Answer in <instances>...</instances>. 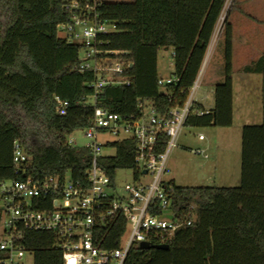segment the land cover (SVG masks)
I'll return each instance as SVG.
<instances>
[{
  "label": "trees",
  "instance_id": "obj_1",
  "mask_svg": "<svg viewBox=\"0 0 264 264\" xmlns=\"http://www.w3.org/2000/svg\"><path fill=\"white\" fill-rule=\"evenodd\" d=\"M227 0H98L102 19L116 31L104 36L108 48L131 52L129 85H110L97 93L98 104L121 114L140 113L139 99H149L164 113L182 104L202 67L207 48ZM65 0H0V181L21 180L13 164L14 141L30 158L31 174L42 178L70 172L82 178L90 166L85 147L67 144L76 129L92 123L95 74L81 70L82 49L59 34L70 20ZM232 24L223 25L224 80L215 86L210 113L188 115L186 126L233 124ZM172 48L178 81L160 88L158 52ZM262 60V58H261ZM248 70H261L262 61ZM67 99L66 114L56 112L57 99ZM196 108H203L197 103ZM264 113V108H263ZM116 153L102 159L113 176L117 168H134V142L112 143ZM172 207L195 205L191 225L180 227L168 248L134 246L125 264H264V118L242 128L241 176L236 186H178ZM126 231L119 218L108 226L105 247H117ZM23 246L35 264H63L55 235L25 231ZM0 250V264L4 258Z\"/></svg>",
  "mask_w": 264,
  "mask_h": 264
},
{
  "label": "built area",
  "instance_id": "obj_2",
  "mask_svg": "<svg viewBox=\"0 0 264 264\" xmlns=\"http://www.w3.org/2000/svg\"><path fill=\"white\" fill-rule=\"evenodd\" d=\"M97 1L67 0L70 20L58 27L61 36L81 45L79 68L95 74L91 84L95 94L84 102L94 106L92 123L79 128L84 130L88 142L79 145L70 138L79 129L67 138L68 145L88 149L90 166L82 178H75L70 172L36 178L31 174L30 158L22 143L14 141L13 164L16 173L24 177L0 181V222L5 217L0 237V250L5 256L1 264H35L34 253L22 244L25 231L54 233L63 264H125L134 246L141 242L167 243L177 229L193 223L195 205L182 211L172 207L174 188L165 180V174L188 115L192 111L197 115L211 112L195 107L199 79L190 87L184 102L168 113L157 110L149 99H139L138 114H121L98 104L97 93L105 87L131 83L128 70L133 59L128 50L106 46L104 36L115 32L116 25L100 17ZM177 81L173 73L157 79L162 89ZM56 99V112L66 114L69 100ZM198 137L203 139L204 135ZM126 139L134 142L135 167L128 169L133 170L135 181L120 188L117 173L127 168H117L111 176L102 159L116 153L114 141ZM195 152L204 153L202 149ZM121 217L126 220V231L119 246L105 247L108 226Z\"/></svg>",
  "mask_w": 264,
  "mask_h": 264
},
{
  "label": "rangeland",
  "instance_id": "obj_3",
  "mask_svg": "<svg viewBox=\"0 0 264 264\" xmlns=\"http://www.w3.org/2000/svg\"><path fill=\"white\" fill-rule=\"evenodd\" d=\"M67 1V0H65ZM112 1V0H111ZM113 1H133V0H113ZM234 0H227L225 7L221 13L219 18L218 27L214 34V39L218 38V36L223 37V25L226 21H229L228 11L230 10ZM209 49V48H208ZM215 52L213 61L211 62V69L209 70L205 67H201L197 78L199 79L198 88L196 90V101L199 104H202L204 107H209L210 104L213 103L214 94L211 90V81L209 78L211 77L210 74H215L219 72L221 69L224 70V52H225V43L224 38L217 41L215 45ZM207 57H205L206 61L207 58L209 59L210 54L207 50ZM174 70V60H173V49H160L158 52V72L159 76L167 77L172 74ZM201 72V73H200ZM209 77V78H208ZM236 78V76H235ZM235 92L239 91L244 94L245 83L235 79ZM206 95L208 97H206ZM241 102L236 99L235 100V107L234 112L236 114L234 124L232 126V137H236V142L238 145H241V131L240 126L243 121V114L246 113L245 108H241ZM221 132V137L219 139L220 144L216 147H220L219 151V160L218 165L214 167V155L217 153L215 150L214 152L210 149H206L204 147H200L202 142L198 139L199 134H203L204 137L206 136V140L203 141L206 143L212 137L214 132L211 126H201V127H193V126H185L182 130V133L179 136L178 142L176 147L172 149L170 153L167 171L165 174V180L169 181L170 183L174 182L178 186H213L225 183L221 179L227 178L228 183L227 186H234L238 184V180L235 181L233 178V174H235V169L237 171V166L235 168L236 161L233 158V154L230 159H226L223 157L225 155L222 154V150L227 147V142L229 141L228 137L224 136V128H218ZM103 137V136H102ZM106 137V136H105ZM70 138H73L74 141L79 145H84L88 142V138L84 134V130L79 129L73 132L70 135ZM209 138V139H208ZM232 145L235 142V138L231 140ZM233 147V146H232ZM198 148H204V153H197L195 152ZM106 152H112V149L105 148ZM205 152L208 154V157L205 156ZM217 157V158H218ZM212 163V164H211ZM237 173V172H236ZM239 174V172H238ZM215 177V180H214ZM135 181L134 173L132 169H121L117 173V183L118 186L121 188L126 183H132ZM172 181V182H171ZM215 181V182H214ZM8 184V183H6ZM2 198L0 197V204H2ZM5 217L0 222V237L2 234V230L5 227ZM26 258H30L26 256Z\"/></svg>",
  "mask_w": 264,
  "mask_h": 264
},
{
  "label": "crops",
  "instance_id": "obj_4",
  "mask_svg": "<svg viewBox=\"0 0 264 264\" xmlns=\"http://www.w3.org/2000/svg\"><path fill=\"white\" fill-rule=\"evenodd\" d=\"M111 1V0H110ZM113 1V0H112ZM229 22L232 24L233 29V55H232V81H233V124L235 120V100L238 99L241 104V108H245L246 113L241 114V118H243L242 124L240 126L241 131V145H242V128L246 124H261L263 122L264 113V0H234L233 4L228 11ZM219 22V21H218ZM217 26L215 31L217 30ZM214 31L212 38L210 40L209 46L207 48L208 53L210 54L209 59L204 58L202 67H205L209 70L211 69V62L213 61L215 45L218 40L223 39V37L218 36V38L214 39ZM214 51V52H213ZM207 54V52H206ZM207 57V55H205ZM262 58V60H261ZM261 60V66L263 71L261 70H248L250 66H256V63ZM224 67V66H223ZM211 77L209 80L211 81V90L212 93H215V86L217 83L224 80V70L221 69L219 72L215 74H210ZM236 76V78H235ZM235 79L240 80L245 83V91L244 94L242 92H235ZM206 97H208L206 95ZM198 103V102H197ZM201 106L204 109L211 110L215 106V95L213 98V103L209 105V107ZM223 127L226 132H224V136L228 137L229 141L227 142V147L223 149L222 154L225 155V158L230 159L233 154V158L236 161L235 168L237 166V171L235 169V174H233V178L235 181L238 179V184L240 183L241 176V145L237 144L236 137H232V126ZM214 132L210 140L206 143V136L203 139H198L202 142L200 147H204L206 149H210L213 152L217 150L214 155L213 165L216 167L218 165L219 160V148H216L220 142L219 139L221 137V132L218 131V126L211 125ZM235 138V142L232 145L231 140ZM209 139V138H208ZM218 144V145H217ZM233 146V147H232ZM204 148H198L204 150ZM205 154H207L205 152ZM208 157V154L207 156ZM218 157V158H217ZM212 164V163H211ZM237 172V173H236ZM239 172V174H238ZM237 179V180H236ZM215 180V177H214ZM222 184L213 185V186H227L228 179H221ZM172 182V181H171ZM215 182V181H214ZM237 184V185H238ZM236 186V185H234Z\"/></svg>",
  "mask_w": 264,
  "mask_h": 264
},
{
  "label": "water",
  "instance_id": "obj_5",
  "mask_svg": "<svg viewBox=\"0 0 264 264\" xmlns=\"http://www.w3.org/2000/svg\"><path fill=\"white\" fill-rule=\"evenodd\" d=\"M140 247L143 249L149 248H158V249H165L169 247L168 243H148V242H141Z\"/></svg>",
  "mask_w": 264,
  "mask_h": 264
}]
</instances>
